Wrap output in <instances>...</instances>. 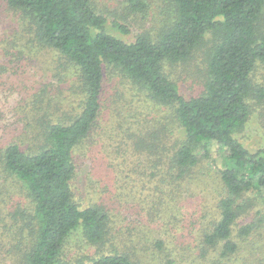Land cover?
I'll use <instances>...</instances> for the list:
<instances>
[{
  "label": "trees",
  "instance_id": "trees-1",
  "mask_svg": "<svg viewBox=\"0 0 264 264\" xmlns=\"http://www.w3.org/2000/svg\"><path fill=\"white\" fill-rule=\"evenodd\" d=\"M163 1L168 15L161 24L127 37L129 24L110 22L95 0H5L24 33L18 37L16 31L7 42L17 53L2 45L6 57L0 72L26 75L32 52L48 50L60 63L57 75H77L81 91L77 112L67 119H51L47 113L40 117L43 137L34 148L14 140L0 149V179L5 181L0 197L13 192L10 185L20 193L0 198V244L9 245L17 264H144L140 254L120 241L107 249L111 211L102 204L81 206L73 184L76 151L102 117L107 74L122 75L162 107L156 122L162 134L167 129L171 142L165 147L157 133L145 140L159 166L161 182L155 190L160 200H165V183L178 190L202 159L215 164L214 151L222 157V168L216 170L224 189L219 218L203 239L208 249L223 243L221 263L230 264L238 254L233 227L250 207L249 199H241L252 191L264 202V146L252 148L239 137L252 117V95L264 100V86L253 76L264 63V0ZM149 7V0L126 4L128 14L144 15ZM24 35L30 46L21 43ZM203 48L204 90L183 94L165 66L185 62ZM46 92L44 87L37 96ZM251 228L242 227L240 235H249ZM73 238L88 251L70 255L66 249ZM155 244L161 247L164 241Z\"/></svg>",
  "mask_w": 264,
  "mask_h": 264
},
{
  "label": "rangeland",
  "instance_id": "rangeland-1",
  "mask_svg": "<svg viewBox=\"0 0 264 264\" xmlns=\"http://www.w3.org/2000/svg\"><path fill=\"white\" fill-rule=\"evenodd\" d=\"M95 1L110 22L118 19L129 24L132 33L127 37L137 35L145 27L149 30L158 27L161 19L168 15V7L163 0H149L150 7L144 15L128 14V0ZM16 31L18 37L24 33L18 15L5 0H0V62L6 57L2 51L3 44L8 51L17 53V48L7 43ZM22 37L21 43L30 46L29 36ZM32 53L33 60L28 62L26 75L0 72L1 150L14 140L26 148H34L43 137L40 117L45 113L51 119L64 120L72 112H77L74 107L78 105L81 94L78 76L71 73L57 75L60 63L50 51L40 49ZM165 68L180 84L183 94L203 92L206 72L204 48L196 51L189 60L167 64ZM107 75L102 117L95 131L75 154L78 169L73 184L77 201L81 206L102 204L111 211L107 249L113 242L120 241L140 254L144 264H170L172 259V264H218L213 262L220 261L223 243L215 250L208 249L203 235L219 218L218 201L224 189L216 170L222 168V157L214 151L215 164L212 160L202 159L193 169L196 172L181 180L183 184L178 190L174 188L176 186L165 183V200H160L155 185L161 182V174L158 173L156 156L149 152L152 150L147 149L145 140L157 133L165 147L171 142L167 129L162 134V126L156 122L162 107L122 75ZM253 76L258 86H264V63L259 65ZM44 87H47L45 95L37 96ZM252 97V117L239 137L250 147L258 148L264 146V100L258 102L254 94ZM24 134L25 139L21 137ZM4 183L0 179V184ZM9 187H13V192L20 196L18 186ZM173 188L174 192L169 195ZM13 192L9 196L14 195ZM257 195L251 191L241 199H249L250 207L233 227V238L239 244V252L230 259V264H264V202L257 199ZM7 196L6 193L1 197ZM8 201L7 206L12 210L11 200ZM0 208H4V203ZM249 224L252 225L249 235L241 236L240 229ZM157 239L164 241L163 246L155 244ZM8 248L9 245L0 244V264H17V255ZM86 250L85 243L79 245L75 238L66 249L73 256ZM202 251H207L204 257L200 256ZM223 262L220 264H226Z\"/></svg>",
  "mask_w": 264,
  "mask_h": 264
}]
</instances>
